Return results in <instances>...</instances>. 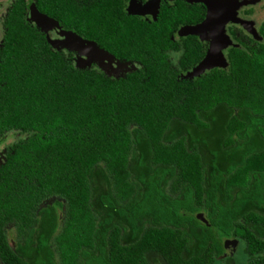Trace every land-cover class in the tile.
<instances>
[{"label": "trees", "instance_id": "1", "mask_svg": "<svg viewBox=\"0 0 264 264\" xmlns=\"http://www.w3.org/2000/svg\"><path fill=\"white\" fill-rule=\"evenodd\" d=\"M47 2L54 13L60 1ZM116 8L77 28L137 63L122 77L74 66L18 9L4 21L0 144L19 137L0 161V264H196L185 251L218 247L235 212L264 209V46L187 78L197 34L174 63L167 25ZM203 17L191 6L187 23ZM184 19L174 11L173 29Z\"/></svg>", "mask_w": 264, "mask_h": 264}, {"label": "flooded vegetation", "instance_id": "2", "mask_svg": "<svg viewBox=\"0 0 264 264\" xmlns=\"http://www.w3.org/2000/svg\"><path fill=\"white\" fill-rule=\"evenodd\" d=\"M59 1L55 12L52 13V11L50 12L47 0H0V41H2V27L9 11L18 9L24 22L36 29L51 49L71 57L74 66L77 64L79 55L81 58H87L91 52L92 56V49H90L91 46L89 44L91 42L97 43L90 38L85 28H77V26H81V24L78 25L77 23V17L80 19L85 14L80 12L74 0ZM105 1L107 0H92L88 12L90 13L99 5L105 4ZM114 1L117 4L116 9L118 10V14L129 17V20L139 27L142 25H160L159 23L162 22V25L168 26L166 29H169V38L178 44V50H163V54L169 56L174 63H176V60H173V58L177 59L184 52L182 40L188 36L183 34L184 29L189 26L203 24L207 15V6L202 2L191 0ZM194 5L204 10V17L201 21L189 25L186 17L190 7ZM179 10H182V17L185 19L174 30L171 19L174 11ZM217 12V18L212 26H199L197 37L203 49V55L195 66L184 71L183 75H186L187 78L199 76H190V73L211 51V38L213 35L218 37L217 32H219L221 43L218 45L215 57H219L220 49L222 56L225 58V66H222V60L217 59L216 63H219V66L206 69L203 73L209 72L212 69L227 68V57L232 49L249 53L248 48L258 47L259 45L264 46V0H217ZM69 13L71 14V18L68 16ZM37 15L49 18L53 24L42 25L41 28H38L35 22ZM227 15H233V17L226 21L223 28L221 26L217 27L216 22H221ZM72 34L73 36H79L83 42L76 47L71 46L72 42H66V46H61L62 44L60 43L66 40V36H72ZM97 45L99 46V44ZM98 48L101 49L100 46ZM84 64L86 67H79L86 69L94 68L111 77H122L134 70L135 65L137 67V63L120 59L106 48L105 61L88 62L85 59ZM4 151L5 146L0 151L3 154L2 159L4 158ZM199 216H202V219ZM195 217L208 225L207 213L205 211H198ZM234 217H232L233 222L230 228V235L221 238L218 247H211L212 243L209 241L206 248L203 244L202 248L199 246L196 249L197 252L185 251L184 256L186 259L189 256L195 257L196 264H264V209L237 211ZM241 230H244L245 236L240 233ZM214 238L219 239L218 234H215ZM199 242L200 245L202 238H200Z\"/></svg>", "mask_w": 264, "mask_h": 264}, {"label": "water", "instance_id": "3", "mask_svg": "<svg viewBox=\"0 0 264 264\" xmlns=\"http://www.w3.org/2000/svg\"><path fill=\"white\" fill-rule=\"evenodd\" d=\"M191 1H195V2H202L205 6H207V15H206V18L204 20V23L201 24V25H211L212 24V20L215 18L216 16V11H217V0H191ZM46 18L49 23L48 24H53L52 20H50L49 18L45 17V16H41L39 17L37 15L36 19H35V22H36V25L38 28H41V24L38 23L37 21L40 19V18ZM233 17V15H227L226 18H224L221 23H220V26L221 28L224 27L226 21H228L229 19H231ZM201 25H197V26H189V27H186L183 31V34L186 35V34H198V30H199V26ZM73 39H76L78 41H80V43L83 42V40L79 37V36H76L72 34V36H66V40H64V42H62V45L61 46H66V42L69 43V42H72ZM226 39V38H225ZM53 45H55L54 42H52ZM91 47L90 49H92V57H93V54L97 56V59H104L105 58V51L104 50H101L97 47V45L94 43V42H91L89 44ZM212 45V48H211V51L208 53V55L202 60V62L193 69V71L190 73V76H198L200 74H202L206 69H211L215 66H219V63H216V60L217 59H220L223 61V65L222 66H225V58L222 56L221 54V51L219 49V57H213L211 53H213L214 51V47H213V44ZM79 66V65H77ZM133 66V65H132ZM134 67V66H133ZM136 67H134L135 69ZM200 219H202V216H199Z\"/></svg>", "mask_w": 264, "mask_h": 264}, {"label": "snow or ice", "instance_id": "4", "mask_svg": "<svg viewBox=\"0 0 264 264\" xmlns=\"http://www.w3.org/2000/svg\"><path fill=\"white\" fill-rule=\"evenodd\" d=\"M74 3L78 6L80 12H83L85 14V16L90 15V13L88 12L89 7L91 6L92 0H74ZM38 23H40L41 25H46L49 23V21L46 18H40L38 21ZM89 27H91V25H88ZM80 41L73 39L72 41V45L73 47L79 46ZM3 47V43L2 41H0V48ZM2 156L3 154L0 153V160H2Z\"/></svg>", "mask_w": 264, "mask_h": 264}, {"label": "rangeland", "instance_id": "5", "mask_svg": "<svg viewBox=\"0 0 264 264\" xmlns=\"http://www.w3.org/2000/svg\"><path fill=\"white\" fill-rule=\"evenodd\" d=\"M257 9V8H256ZM257 11V10H256ZM259 12V11H257ZM213 25V24H212ZM211 25V26H212ZM212 28V27H211ZM62 44V42L60 43ZM85 59L88 61V62H97V61H105V58L104 59H97V56L93 54V57L91 56V52L89 53V55L87 56V58H81V56L79 55L78 59H77V64L76 65H79L80 67H86V65L84 64L85 62ZM173 60H176L175 58H173ZM83 63V65H82ZM129 64V63H128ZM99 65V64H97ZM105 65V64H104ZM135 65V64H134ZM136 67V65H135ZM105 70V68H104ZM115 76V75H114ZM117 77V76H115ZM19 137V135H13V134H9L6 138H5V141L3 143L0 144V151L3 149L4 146L10 144L11 142H13L14 140H16L17 138Z\"/></svg>", "mask_w": 264, "mask_h": 264}, {"label": "bare ground", "instance_id": "6", "mask_svg": "<svg viewBox=\"0 0 264 264\" xmlns=\"http://www.w3.org/2000/svg\"><path fill=\"white\" fill-rule=\"evenodd\" d=\"M217 11H216V16H215V18L212 20V24H214V22H215V19L217 18ZM216 21H218V20H216ZM217 23V27H219L220 26V21H218V22H216ZM215 23V24H216ZM211 24V25H212ZM204 26H207V25H204ZM217 34H218V37L215 35H213V37L211 38V40H212V44H213V47H214V51H213V53H212V56L213 57H215V54H216V52L218 51V45H219V43H221V38H219V32H217Z\"/></svg>", "mask_w": 264, "mask_h": 264}]
</instances>
